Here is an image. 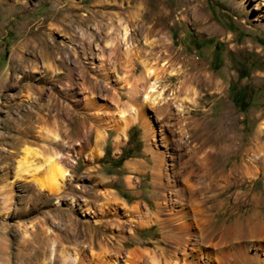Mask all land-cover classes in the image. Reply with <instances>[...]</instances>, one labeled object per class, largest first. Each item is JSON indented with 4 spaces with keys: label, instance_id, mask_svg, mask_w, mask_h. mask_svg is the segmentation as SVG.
Instances as JSON below:
<instances>
[{
    "label": "rangeland",
    "instance_id": "obj_1",
    "mask_svg": "<svg viewBox=\"0 0 264 264\" xmlns=\"http://www.w3.org/2000/svg\"><path fill=\"white\" fill-rule=\"evenodd\" d=\"M124 27L127 56L115 41ZM143 61L164 71L158 90L177 99L169 117L149 105L145 120L131 117L139 110L131 90L138 86L141 101L152 80L134 79L145 77ZM206 77L213 85L197 83ZM193 149L216 155L208 172L195 170L185 183ZM37 156L58 158L70 172L59 194L38 193L44 173L26 165L29 173L19 175L22 164H40ZM257 157H264V0H0V264H37L54 242L81 252L85 264L98 243L122 246V259L133 249L178 255L184 244L192 255L185 264L206 254L210 264H230L237 247L262 260L264 236L245 231L264 224ZM198 181L206 186H196L198 206L181 207L176 190L185 189L187 203ZM234 224L243 234L223 240Z\"/></svg>",
    "mask_w": 264,
    "mask_h": 264
},
{
    "label": "bare ground",
    "instance_id": "obj_2",
    "mask_svg": "<svg viewBox=\"0 0 264 264\" xmlns=\"http://www.w3.org/2000/svg\"><path fill=\"white\" fill-rule=\"evenodd\" d=\"M141 10V9H140ZM137 15V14H136ZM139 16V15H138ZM154 29V28H153ZM158 31V30H157ZM151 32V31H150ZM159 32V31H158ZM160 33V32H159ZM156 34V33H155ZM158 34V33H157ZM156 34V35H157ZM129 30L128 28H123L122 31H120L119 33H117V36L115 38V41L119 44H124L126 46L125 51V55L127 56L128 53H130V44H129ZM166 40V39H165ZM115 42V43H116ZM156 42V40H155ZM160 42V41H159ZM153 43V41H152ZM149 44V43H148ZM154 44V43H153ZM162 44V43H161ZM113 45V42H112ZM166 45V43L164 44ZM147 46V44H146ZM149 46V45H148ZM151 46V45H150ZM160 46V45H159ZM158 46V47H159ZM170 46V45H169ZM112 47V46H111ZM155 47V46H154ZM115 47H112V50L110 51L109 55H112L115 52ZM163 48V47H162ZM165 48V47H164ZM151 49V48H150ZM117 50V48H116ZM149 54V53H147ZM147 54H145V56H147ZM115 55V54H113ZM118 56V55H117ZM129 59V57H128ZM127 61V59H126ZM142 66H143V72H145V77L142 75L140 76L139 79L136 80V78L134 77L135 81L138 82V80H143L147 81V79H152L148 86V88H146V90L143 93V99L141 101L138 100L136 94L139 92L138 90V86L136 85L130 92L128 98L130 102H133L135 104L138 105L139 110L137 113L134 112V110H130L131 114L134 119L136 118V116H140L142 119H144V114H143V110L145 108L146 105L149 106H153L156 107L158 109V115H162L163 114H167V112H169L170 106L172 105L171 101H174L176 99V97H164L162 91L158 90L159 85L161 84V76L162 74H164V71L162 72H158L156 70H154L152 67H150L145 61L142 62ZM162 67V66H161ZM163 68V67H162ZM173 71V70H172ZM170 72L169 76L167 77V81L169 79H173V77L176 75V73L174 72ZM160 76V77H159ZM210 77V76H209ZM130 78V77H129ZM146 78V79H145ZM165 78V77H164ZM200 78V77H199ZM198 78V79H199ZM166 80V79H165ZM170 80V81H171ZM195 80V79H194ZM197 80V79H196ZM134 81V80H133ZM213 82V81H212ZM142 83V82H141ZM142 83V84H143ZM164 83V82H163ZM187 83V82H186ZM195 83V82H194ZM197 83L201 84V83H205L206 87L207 85H213V83L209 82V78L206 77L204 80H198ZM139 85V84H138ZM133 87V86H132ZM173 90V89H172ZM196 94V93H195ZM177 100V99H176ZM176 110L178 111L177 113V119L182 118L184 115V108L182 106V100H181V104H176L175 106ZM122 111V110H121ZM164 115V116H165ZM168 116V115H166ZM173 116V115H172ZM169 117V116H168ZM121 118V122L125 125L126 121L123 117ZM176 119V120H177ZM125 120V122H124ZM145 120V119H144ZM182 120V119H181ZM179 121V120H178ZM180 122V121H179ZM197 147V146H196ZM192 149V148H191ZM190 149V150H191ZM200 149L196 150L193 149L192 152H190L188 150V156H187V161L185 163V167L188 168V170H186L185 173V177H184V181L185 183H187L188 178L191 176V174L194 175V171L197 170L200 173L205 174L206 172L209 171V165L212 164V158L214 154V150L210 151L209 153L205 152V153H200L199 151ZM259 151V150H258ZM204 152V151H203ZM217 153V152H216ZM220 153H227L226 152V148L225 146H223L220 149ZM201 154V155H200ZM256 156V155H255ZM38 159H41L42 161L40 162L39 165H33V163L30 161L29 163L26 164H22L23 168L19 169L18 173L19 175L22 176V174H26L28 172L27 167L31 168L29 170H31L32 173H44V181L43 182H39V184H37V190L39 194H59L62 190L63 187V183L64 181L70 180V172H68L66 169L60 167V165L57 163L58 158H54V157H49V158H44L41 156H37ZM156 156H154L153 161H154V165L152 167L151 170V174H152V183L154 184V188L158 187V181L161 178L160 177V173H159V169L158 168V161H157ZM161 159V158H160ZM252 161V160H251ZM253 164H257L258 166L261 165L264 168V157L263 158H255V160H253ZM161 162V161H160ZM185 162V161H184ZM211 162V163H210ZM252 163V162H251ZM249 164V163H248ZM133 165V164H132ZM184 165V164H183ZM242 165V164H241ZM250 165V164H249ZM245 166V165H242ZM138 167V166H137ZM183 167V166H182ZM241 167V166H240ZM249 167V166H248ZM261 168V167H260ZM247 169V168H246ZM256 169V168H255ZM259 169V168H257ZM208 170V171H207ZM219 170V169H218ZM235 170V169H234ZM162 172V171H161ZM251 172V171H250ZM29 173V172H28ZM227 175V174H226ZM244 175V174H243ZM224 176V174H223ZM72 177V176H71ZM179 177V176H178ZM190 180V179H189ZM210 181V180H209ZM174 185V184H172ZM171 185V186H172ZM191 187V191H190V196L188 199V202H185V198H184V194H185V189L182 187L181 189L178 188V190H176V196H177V200L178 203H180L181 207L187 206L186 204L189 205H193V206H198V202L195 201V198L193 197L195 190H198V188H196L197 185L200 186H205L202 182L198 181L193 187L192 184H190ZM163 187V186H162ZM167 187V186H166ZM198 187V186H197ZM215 187V186H214ZM186 188V187H185ZM209 188V187H207ZM169 189V188H168ZM176 189V188H175ZM189 189V187H188ZM189 189V190H190ZM206 189V186H205ZM156 190V189H155ZM174 190V189H173ZM188 190V191H189ZM158 191V190H157ZM156 191V192H157ZM215 191V189H214ZM175 192V190H174ZM216 192V191H215ZM186 197V196H185ZM213 199V198H212ZM253 199V198H252ZM176 201V200H175ZM166 203V202H165ZM159 204V203H158ZM200 205V204H199ZM158 207V205H157ZM216 207V206H215ZM212 208V207H211ZM197 209V208H196ZM159 210V207L157 208V212ZM204 211V210H203ZM157 212L154 214V216L156 217V219H158V215ZM144 219L147 218V214L144 213ZM251 221V220H250ZM161 222V221H160ZM235 223V222H234ZM240 224V223H238ZM162 225V222H161ZM245 225V224H244ZM162 228H165L164 226H162ZM246 234L249 236H264V224L259 223V222H255L253 223V225L251 224V226L246 225ZM179 231V230H178ZM177 231V232H178ZM182 232V231H181ZM174 234V233H173ZM176 234V233H175ZM243 234V226H237V224L231 225L227 231H225V233L223 232V240H231L233 237H237L239 235ZM180 235V234H179ZM205 234V237L203 236V234L201 235L202 237V241L203 240H207ZM174 239V243L177 240V237L175 238V235L173 237ZM235 239V238H233ZM183 240V239H181ZM180 240V241H181ZM178 241V240H177ZM187 241V240H186ZM74 242V241H72ZM188 242V241H187ZM260 242V241H259ZM205 243V242H204ZM250 243V242H249ZM59 243L54 242V244L50 247L49 249V253L50 255L48 257H36L34 258V260L39 261L37 262V264L41 263V264H85V257L84 255H82V253H77L76 252H72L68 249H66L64 246L58 245ZM240 244V243H237ZM244 244V243H243ZM253 244V243H252ZM249 245V244H248ZM254 245V244H253ZM182 249L179 252V257L178 258L177 254L175 252H170L164 250L163 248H159L157 250H153V251H149L146 249H133L132 251L127 252V256L125 259H122L119 255H120V251L122 249L121 247H107L104 244L98 243L97 244V251L92 252V263L91 264H180L179 261H182L183 264H185L187 258H188V254L186 251V247L184 246V244H182ZM202 246V245H201ZM242 246V245H241ZM244 246V245H243ZM252 246V245H251ZM180 247V246H179ZM196 247V246H195ZM254 247V246H253ZM233 248V247H232ZM241 247H237V248H233V250H235L236 255L239 254V257L237 258V260H234L232 263L230 264H264V258L262 260H257L256 258L250 259V258H246L245 254L243 253L244 251H242V249L244 247H242V249H240ZM262 248V247H261ZM190 249H194V244L192 243L191 248ZM221 249V248H220ZM247 249V248H246ZM249 249V248H248ZM173 250H176L173 248ZM199 250V249H198ZM226 250V249H225ZM217 251V250H216ZM263 251V250H262ZM247 252V251H246ZM226 253V252H225ZM224 252L220 251V253L218 252L217 255L220 256V258H217L216 261H220L225 254ZM232 253V252H231ZM238 253V254H237ZM209 254V253H208ZM262 254V253H261ZM177 255V256H176ZM191 255V254H190ZM200 255V254H199ZM214 255V254H213ZM256 255V254H255ZM254 255V256H255ZM192 256V255H191ZM228 256H232V255H228ZM247 256V255H246ZM264 256V255H263ZM211 257V256H210ZM236 257V256H235ZM257 257V256H256ZM204 258V257H203ZM227 259V258H226ZM201 260V259H200ZM199 258L196 256L195 258H193V261L191 262V264H210V259L209 256L206 254V258L204 259V261L200 262ZM25 261V260H24ZM35 261V262H36ZM230 261V260H228ZM26 262V261H25ZM28 263V262H27ZM212 263V262H211ZM223 263V261H222ZM221 263V264H222ZM31 264V263H28ZM88 264V263H87Z\"/></svg>",
    "mask_w": 264,
    "mask_h": 264
}]
</instances>
